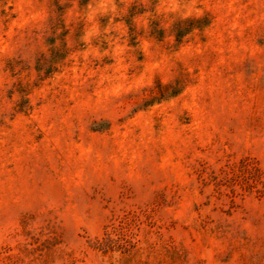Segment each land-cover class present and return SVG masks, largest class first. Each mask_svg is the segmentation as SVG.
<instances>
[{
    "label": "rangeland",
    "instance_id": "1",
    "mask_svg": "<svg viewBox=\"0 0 264 264\" xmlns=\"http://www.w3.org/2000/svg\"><path fill=\"white\" fill-rule=\"evenodd\" d=\"M0 264H264V0H0Z\"/></svg>",
    "mask_w": 264,
    "mask_h": 264
}]
</instances>
